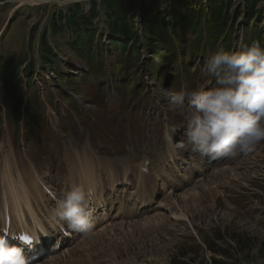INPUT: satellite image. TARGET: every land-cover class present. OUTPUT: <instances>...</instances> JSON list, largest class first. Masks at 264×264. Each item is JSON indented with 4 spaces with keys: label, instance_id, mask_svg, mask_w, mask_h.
Segmentation results:
<instances>
[{
    "label": "rangeland",
    "instance_id": "obj_1",
    "mask_svg": "<svg viewBox=\"0 0 264 264\" xmlns=\"http://www.w3.org/2000/svg\"><path fill=\"white\" fill-rule=\"evenodd\" d=\"M63 1L32 5L26 0H0V191L12 192L6 189L9 179L19 185L33 171L47 174L51 177L47 183L55 188L51 202L55 206L63 186H68L65 173L93 170L106 188L103 197L109 213L97 215L88 239H69L54 253L51 246L32 264H257L264 260V141L246 154L216 160L215 166L200 171L188 146L175 151L163 139L165 124L170 123L176 128L173 140H186L191 109L187 105L177 109L158 99L157 92L211 87L214 81L202 68L207 57L222 48V39L213 49L198 48L193 45L197 34L189 31L172 37V46L166 42L150 46L140 33L142 15L154 12V4L166 17L180 6L208 18L213 0H132L130 15L139 33L132 47L138 50L137 57L131 47L111 48L115 38L108 32L101 0ZM226 1L230 6L223 12L228 21L224 34L232 39L228 50H238L245 47L250 28L264 32V0L256 5L254 12L261 11L253 14L255 19L246 14L244 0ZM75 4L80 8L76 25H93V44L102 43L94 48L93 60L85 61L70 49L71 31L56 36L51 32L65 26L60 16ZM89 14L94 17L87 20ZM43 36L57 58L55 66L49 67L43 58ZM142 165V175L122 176L123 169L141 170ZM149 180L151 186L146 185ZM126 182L136 194L119 193ZM30 185L37 187L33 179ZM0 205L5 208L2 197Z\"/></svg>",
    "mask_w": 264,
    "mask_h": 264
},
{
    "label": "clouds",
    "instance_id": "obj_2",
    "mask_svg": "<svg viewBox=\"0 0 264 264\" xmlns=\"http://www.w3.org/2000/svg\"><path fill=\"white\" fill-rule=\"evenodd\" d=\"M202 72L214 84L192 92L159 89L157 98L177 109H191L186 140H173L176 128L164 127L163 139L173 149L188 150L202 159L221 160L246 154L264 141V49L259 41L238 50L217 49L211 53ZM94 193L82 185H72L61 193L51 219L68 229L88 235L94 227L89 201ZM0 264H28L24 250L9 245L0 236ZM264 264V260L257 261Z\"/></svg>",
    "mask_w": 264,
    "mask_h": 264
},
{
    "label": "trees",
    "instance_id": "obj_3",
    "mask_svg": "<svg viewBox=\"0 0 264 264\" xmlns=\"http://www.w3.org/2000/svg\"><path fill=\"white\" fill-rule=\"evenodd\" d=\"M124 1L125 0H101L99 5H102L106 9L105 16L107 20V29L109 34L115 38L111 43V48L115 51L117 49L123 51L127 49V47H131V53H133L134 57H137L139 56L138 50L135 45L132 47L133 43L139 39V33L137 32L138 29L133 23L134 18L130 15L133 4H131L132 0H126L125 4ZM244 1L245 10H247L246 14L255 19L253 14L260 13L261 9L258 12L254 11H256V5L261 0ZM153 2L157 3V0H153ZM154 5V12H145L140 20L142 24L140 29L141 37L146 40L150 46L151 44L159 42L164 44L166 42L167 45L170 44V46H172V37L178 38L183 33L189 31L197 34V39L193 41L195 42L193 45H197L198 48L206 45L209 49H213L215 43L219 39H222L223 49L228 50L231 46L232 39L228 34H224V29L227 26L228 21L225 19L223 12H225L230 6L228 1H210L211 13L208 18L202 14L194 16L193 12H188V9L180 6L173 9L171 13L168 14V17H166L164 16L165 14L161 13L159 7L156 8V5L158 4ZM79 10L80 8L78 4L72 5V7L60 16L61 19L65 20V26L63 27L59 25L60 29H58L57 32L54 29H52L51 32L53 36H56L58 32H65V30L68 29L72 32L69 41L70 49L85 61L90 59L93 60L95 58V55H93L94 48L102 45V43H99V45L93 44L95 42L94 35L96 32L93 25H88L87 23H83L84 25L80 26L76 25V16L80 13ZM250 11H252L251 14L249 13ZM93 14L97 13L93 11ZM93 14H89L87 20L92 19L94 17ZM248 31L250 32V37L244 45L250 46L253 41H259L261 48L264 49V32L254 30V28H250ZM202 32H204V35ZM129 40L131 41L130 43H132L131 45L128 43ZM45 41L46 38L43 36V41L41 42L43 47V58L45 62H48L49 67L55 66L57 58L53 57V52L47 44H45ZM12 63L13 61L10 62L8 66L9 68L12 67ZM4 68L5 67L2 66L1 70L4 71ZM18 68L17 65L13 67L14 70H17Z\"/></svg>",
    "mask_w": 264,
    "mask_h": 264
},
{
    "label": "bare ground",
    "instance_id": "obj_4",
    "mask_svg": "<svg viewBox=\"0 0 264 264\" xmlns=\"http://www.w3.org/2000/svg\"><path fill=\"white\" fill-rule=\"evenodd\" d=\"M75 1H79V2H82L83 0H69L68 3L70 2H75ZM27 3H30V4H39V3H45V0H26ZM61 2H59L60 4ZM63 4H67V3H63ZM175 150V149H174ZM179 150V149H178ZM172 151V150H171ZM173 152V151H172ZM206 159H200L198 161V165L200 168H208L207 165H206ZM165 164V163H164ZM153 165V164H152ZM152 166H150V169H151ZM153 168V167H152ZM166 168V167H165ZM211 168V167H210ZM228 169V168H227ZM21 169L19 168L17 170V172H19ZM158 170H159V167H158ZM162 170V168L160 169ZM164 170V169H163ZM226 170V169H225ZM231 171V170H230ZM108 173V171H106ZM129 172L130 175L132 176H136V175H139L138 174V171L137 169H125L124 170V175H126L127 173ZM160 172V171H159ZM158 172V173H159ZM227 172V171H226ZM225 171L222 172V173H226ZM20 173V172H19ZM111 173V172H110ZM117 173V172H116ZM161 174V173H159ZM163 174V173H162ZM167 174V173H166ZM222 175V174H221ZM34 177H36V174H33ZM168 176V175H167ZM224 176V175H223ZM19 177V176H18ZM68 179L69 180H72L75 182L76 185H82L85 190H89L91 189L92 192L94 193L93 197L91 198L90 202L93 201L96 203H93L94 206L92 208V210H95L96 206H97V202H100L101 201V197H96L97 195V190L95 189V182L92 181L90 178H86L84 180H75V174L73 173H70L67 175ZM92 177V176H90ZM226 177V176H225ZM8 178V177H7ZM173 178V177H172ZM21 179V178H20ZM19 179V180H20ZM5 180V179H4ZM169 180H172V179H169ZM32 181V177L31 176H27L26 178L22 179L21 181V184L19 185L18 188H21L22 185L24 184H29L31 183ZM4 182V181H3ZM6 182V181H5ZM99 182V181H98ZM112 184V182L110 183ZM4 185V183H3ZM148 186H151L152 185V182L151 180L146 184ZM7 186V185H6ZM113 186H110V189H112ZM126 187H127V184L125 186V188L122 190V192L124 190H126ZM179 187V186H178ZM7 189V188H6ZM16 189V188H15ZM28 190V189H27ZM36 189L35 186L32 187V192H34ZM44 190L48 193L46 187H44ZM111 191V190H110ZM127 191V190H126ZM125 191V192H126ZM9 192V191H7ZM12 193V192H11ZM50 196H51V193H49ZM3 195H5L3 193ZM21 195V200L18 201V202H15L13 203V205L11 207H9V201H4V204L7 206V209L5 211V216H4V219L5 220H9L11 221V230L9 233H21V232H24L25 234L29 235V236H36L37 234L35 232H37L38 230L40 232H43V228L41 227V223L43 222L42 219L40 218V214H39V211L37 210V208L35 207V204L32 203L30 201V191L28 190V192H24L23 194H19ZM18 195V197H19ZM182 198V197H181ZM38 199L41 200L42 197L41 196H38ZM16 201V199H14ZM13 202V200H12ZM90 206V205H89ZM159 208L162 207V204L160 206H158ZM163 219V218H162ZM46 223L49 225V234H48V237H47V240H51L53 237H55V240H58V237H59V229L58 227H61V229L65 230V224L63 223H58V222H54L52 219L50 218H46L45 219ZM145 221H148L145 220ZM159 221V220H158ZM6 222L2 223L3 225L5 224ZM142 223V222H141ZM129 224V223H128ZM160 224V223H158ZM132 225V224H131ZM139 225V224H138ZM141 225V224H140ZM139 225V227H141ZM126 226V225H125ZM111 228V227H110ZM129 228V227H128ZM118 229H120L118 227ZM101 230V229H100ZM124 230V229H123ZM103 231V230H102ZM99 232V231H98ZM9 233L8 234H3L4 237H8L9 236ZM51 234V235H50ZM87 237V236H86ZM88 239V237H87ZM99 239H102V237H100ZM45 241V239H43ZM9 243V242H8ZM40 243L42 244V241H40ZM11 244V242L9 243V245ZM43 246V244H42ZM17 247H20L22 248V246H17ZM35 246H33L34 248ZM24 251H25V248H22ZM37 249V248H36ZM26 253L27 254H30V251L29 249H26ZM40 251V250H39ZM38 252V251H37ZM74 252V251H73ZM72 254V252H71ZM70 256V255H69ZM52 261V260H51ZM57 262V261H56ZM55 264V263H53Z\"/></svg>",
    "mask_w": 264,
    "mask_h": 264
},
{
    "label": "water",
    "instance_id": "obj_5",
    "mask_svg": "<svg viewBox=\"0 0 264 264\" xmlns=\"http://www.w3.org/2000/svg\"><path fill=\"white\" fill-rule=\"evenodd\" d=\"M68 1H69V0H65V1H63V2H64V3H68Z\"/></svg>",
    "mask_w": 264,
    "mask_h": 264
},
{
    "label": "snow or ice",
    "instance_id": "obj_6",
    "mask_svg": "<svg viewBox=\"0 0 264 264\" xmlns=\"http://www.w3.org/2000/svg\"><path fill=\"white\" fill-rule=\"evenodd\" d=\"M30 242V241H29Z\"/></svg>",
    "mask_w": 264,
    "mask_h": 264
}]
</instances>
